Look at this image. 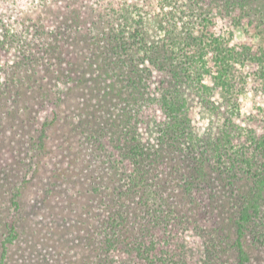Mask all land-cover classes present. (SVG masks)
Here are the masks:
<instances>
[{"label":"rangeland","instance_id":"374dc122","mask_svg":"<svg viewBox=\"0 0 264 264\" xmlns=\"http://www.w3.org/2000/svg\"><path fill=\"white\" fill-rule=\"evenodd\" d=\"M221 1L204 0L205 8L199 9L210 20L208 31L230 46L252 51V60L244 65L243 87L234 86L229 92L238 103V112L231 116L234 126H228L231 143L250 152L263 171L264 156L258 155L254 138L264 135V0ZM163 2L174 14L187 3L0 0L3 264H237L234 245L238 241L244 243L249 264H264V189L259 213L241 231L242 238L234 199L248 185L239 182L234 188L225 187L226 174L209 168L208 185L191 195L170 183L171 176L166 174L170 161L157 163L150 172L169 180V198L176 200L172 194H179L176 207L165 206L153 185L146 193L151 198L139 203V210L133 209L129 228L135 221L141 224L140 232L130 235L133 243L125 245L111 236L108 218L116 209L112 207L115 183L106 163L115 161L127 172L135 168L126 145L131 136L150 142L159 133V124L168 120L159 101L161 81L168 74L153 69L142 84V94L134 95L124 76V59L119 66L118 53L110 42H104L102 32L122 21L116 14L112 17L114 8L129 5L132 22H140L154 19ZM137 32L141 34V28ZM176 33L178 38L187 36ZM211 59L209 54V67L215 74L218 69ZM194 81L188 98L195 133L211 129L213 135L220 134L225 94L210 74ZM206 86L211 92L210 107H220L219 113L202 109L197 89ZM128 125L135 129L127 132ZM94 188L102 191L96 194ZM127 195H123L126 203L138 202L141 188ZM8 235L15 238L4 254Z\"/></svg>","mask_w":264,"mask_h":264},{"label":"trees","instance_id":"16d2710c","mask_svg":"<svg viewBox=\"0 0 264 264\" xmlns=\"http://www.w3.org/2000/svg\"><path fill=\"white\" fill-rule=\"evenodd\" d=\"M185 1L187 3L177 9L175 14L167 9V5L163 2L160 11L154 14L155 18L150 19L151 22L150 20L144 21L143 18L140 22H132L131 17L134 15L127 8L129 7L127 4L125 7L114 8L112 17L116 14L115 18H121L122 21L114 22L112 27L108 26L102 32L104 42H110L107 44L116 49L119 66L124 59L126 63L124 76L127 77V82L134 95L142 94L144 91L142 84L146 76L152 74L153 69L168 74V77L161 81L159 100L166 110L168 120L159 124V133L156 132L154 139L150 142L131 136L126 145V155L131 158L135 168L127 172L124 167L119 166V168L115 161L106 163L111 179L115 183L112 207L116 209L108 218L112 230L111 236L125 245L133 243L130 235L140 232L141 224L137 221L134 223L135 228L133 224L130 229L129 224L134 219L131 218L133 209L139 210L140 208L137 207L139 203L151 198L146 196L148 189L154 185L156 190L158 189V196L169 208L176 207L179 201V194L176 195V192L172 194L176 200L169 198L171 193L166 191L169 180L160 174L153 175L150 172L157 163L163 161H170V169L166 173L171 176L170 183L175 184L182 192H188L191 195L193 191L202 190L201 186L208 185L207 168L220 174H226L223 179L225 187L234 188L239 182H246L247 190L240 194L239 199H234L239 212L237 231L242 238L241 231L253 223L254 214L259 213L261 193L264 189V170H260L255 157H252L250 152H243V148L238 149L232 145V134L228 130V126L230 128L231 124L234 126L231 116L238 112V103H235L229 92L234 89V86L243 87L247 77L244 65L250 58L252 60V51L247 47L230 46L220 36L208 31L207 25L210 20L202 15V10H199L205 8L204 0ZM223 1L225 0L221 2ZM187 9L188 13H186ZM129 24L133 25L132 28H129ZM140 28L141 34L137 32ZM176 32H185L187 36L178 38ZM181 49H184L185 54L181 55ZM209 54L212 55L211 61L218 69L215 74L209 67ZM262 62L264 64V60ZM237 66L243 69H238ZM206 73L212 75L215 84L222 88L225 94L223 95L225 100L221 104L224 106L225 114V120L222 122L224 129L217 135H213L211 129L202 135L195 133L194 128L197 125L193 124L191 118L193 112L188 96L190 92H193L191 87L196 83L194 79H201V74ZM206 89L208 87L197 89V96L204 113L208 111L219 113L220 107H210L213 104L211 98H208L211 92ZM226 113L229 116L227 118ZM46 127L47 124L44 125L41 140L45 135ZM125 127L127 132L135 129L130 125ZM254 142L259 150H257L258 155L264 156V135L255 137ZM139 188H141L142 197L138 202L129 204L123 200V195H132V192H138ZM94 191L98 194L102 190L94 188ZM223 201L226 202V200ZM14 238L13 235H8L4 239V254L8 244L13 242ZM234 246L237 247L238 252L237 264H249L250 258L243 241L236 242ZM139 251L142 252V249L139 248ZM150 261L154 262L152 258ZM0 264H3L2 259ZM171 264H184V261L179 263L172 261Z\"/></svg>","mask_w":264,"mask_h":264}]
</instances>
